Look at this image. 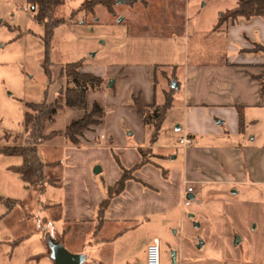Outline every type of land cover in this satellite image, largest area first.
<instances>
[{"label":"rangeland","instance_id":"obj_1","mask_svg":"<svg viewBox=\"0 0 264 264\" xmlns=\"http://www.w3.org/2000/svg\"><path fill=\"white\" fill-rule=\"evenodd\" d=\"M86 1L87 5L93 3L66 0L56 10L63 22L55 27L48 48L45 25L34 19L27 0H0V147L13 144L15 138L18 144H24L26 103L57 102L60 89L73 85L62 75L68 63L82 61V71L102 77L99 87L88 90V109L98 103L105 110L104 123L81 139L83 145L96 144L97 148H67L64 136L38 147L39 157L46 164L44 192L27 187L15 172L14 167L23 162L22 156L0 152V264H52L48 258L39 261L33 256L61 243L59 236L65 231L64 242L71 249L93 239L92 224L58 219L64 212L58 203L69 190L66 173L69 167H76L78 188L91 191L98 185L104 194L108 180L120 168L116 157L125 164L133 158L128 149L140 145L153 146L158 156L154 157L150 148L149 157H154L162 174L165 172L175 184L180 180V204L174 213L136 219L130 232L107 245L116 262L130 248L137 253V260L146 261V247L157 237L162 263L165 259L173 264V251L178 250L179 264H264V182L249 171L255 165L256 174H264V156L260 155L264 152V94L259 105L246 107L241 135L226 132L227 121L215 124L220 132L208 133L209 123L220 118L211 113L210 108H215L202 106L203 116L197 119L189 112L185 97L188 66L226 61V54L212 56L209 47L216 44L211 39L216 37L214 28L220 14L236 8L237 0H99L101 3L92 9ZM256 52L264 55L263 49ZM48 63L51 76L45 71ZM177 80L179 88L173 86ZM260 82L264 83V70ZM172 88V105L157 140L152 142L153 129L140 118L133 99L140 96L143 104H162ZM83 114L82 110L63 106L44 132L64 130ZM188 122L196 124L199 131L186 133ZM190 134L194 136L191 143L180 142L182 136ZM236 143L243 149L244 180L229 182L224 175L203 171L204 160L212 156L204 148ZM244 146L257 149L251 160ZM190 148L197 156L191 157ZM187 162L195 177L187 185L195 189V198L183 209ZM88 163L91 179L84 173ZM97 166L102 171L96 174ZM48 179H58L64 188L51 186ZM9 199L24 202L31 216L28 218L18 204L8 206ZM26 233L30 234L27 240L12 246ZM237 237L242 239L240 243H236ZM85 253L89 264H94L90 246Z\"/></svg>","mask_w":264,"mask_h":264},{"label":"crops","instance_id":"obj_2","mask_svg":"<svg viewBox=\"0 0 264 264\" xmlns=\"http://www.w3.org/2000/svg\"><path fill=\"white\" fill-rule=\"evenodd\" d=\"M217 26L218 25L214 28L216 37L211 39L214 40L216 44L209 47V50L212 56L219 54V52H223L227 56L226 61L220 64H207L204 67H199L198 65L187 67L186 73L188 79L185 86V97L187 99L186 105L189 112L192 113V116H196L197 119L203 116L202 106H212L215 108H210V111L211 113L219 115L220 118L218 119L222 122L219 124L211 121V124L209 123L210 130L208 133L220 132L215 124L224 125L227 121L228 129L226 132L229 134L236 133L241 135L243 131L242 126L246 120V107L259 105L262 97L260 75L264 70V55H259V52L252 51V48L256 43H264V17L254 16L250 19L241 17L234 22L229 21L219 27ZM218 42H220L221 45H218ZM249 53H253V55H250ZM176 83L179 88L180 82L177 80ZM153 103H156V101L146 105H151ZM177 127L178 129H182L181 125H178ZM186 128V133L191 131L197 133L199 131L196 124H191L190 122H188ZM190 135V139L192 140L194 136L193 134ZM224 136L225 135L222 137L224 138ZM64 140L66 141L67 148H73V146L76 147L66 138ZM237 145L238 144L236 143L233 146L227 147L223 144H218L215 145L214 148H204L207 149L206 153H211L212 156H208L206 160L202 158L206 165L204 166L205 168H203V171L215 172L217 175L221 176L224 175L223 177L229 182L244 180L245 169L240 157V149L242 151L243 149L242 146L240 147L241 144ZM82 146H87L88 148L98 147L96 144ZM245 147H247L246 152L251 160L257 149H253L249 146H244V148ZM139 148H151L154 152V157L158 156V154L155 153L153 146L140 145L135 148H129L128 150L132 152L133 158L127 163L124 162L125 164L123 165L126 168H131L142 160V156L138 150ZM190 149L189 152L191 151V157L194 155L197 156L195 150L193 148ZM260 155L263 157L264 152ZM154 157L151 158L149 163L143 165L135 172L136 179L128 180L125 189L111 198L110 203L104 208L102 207V203L109 197L108 188L120 179L122 170L119 168L116 176L108 180L107 191L103 194L98 185L93 188L94 190L91 189V191L78 188V171L76 170V167L72 170L71 167H69L70 170L67 171L65 180V185L69 190L68 193L65 190L64 198H62L61 203H58L59 206L64 207L63 215L59 216L58 219L68 223L80 222L84 224H92L91 235L93 236V239L77 244L74 249L66 246L64 242L66 231L63 232L62 236H59V239L69 252L85 257L82 264L90 263L88 261V254H84L86 246H90L91 248V261L94 264H117L125 262L130 264V261H133L134 264H145L146 261L137 260V253H135L132 248L128 250L125 257H119L118 262H116L111 250H108V246L121 239L126 233L130 232L134 227L133 225L137 223V221H135L136 219L145 217L146 220H148L149 215H167L177 211L182 191L180 180L178 179V183L176 184L171 182L166 174H162L159 165L153 160ZM57 163L59 162H53L51 164ZM200 163L201 162L196 163L195 169ZM189 167L190 163L187 162V167L183 175L184 184L195 178L192 176ZM90 168L91 164L89 163L84 168V173L85 175H88L89 179H91ZM249 171L252 177L256 176L258 179L262 177L260 178V181L264 182V174H256L255 165L254 168L249 169ZM225 172L227 175L229 173V175H225ZM51 186L62 187V189L64 188L61 182L56 185L51 184ZM183 196L190 199L195 198L194 192L190 193L186 190L183 191ZM9 201L11 202L10 205L18 204L21 206L25 210V214L28 218L31 216L27 211L24 202L19 200L17 202L13 199H9ZM194 202L197 201L195 200ZM186 206L187 205L184 204L183 200V209ZM125 225L128 226L125 227ZM70 229V226H68L67 230L69 231ZM29 235L30 234L26 233L19 236L18 240H15L14 243H12V246L27 240ZM152 241H150L148 245ZM241 241L242 239L239 238L238 243ZM102 243L108 246L101 247ZM148 245L146 249L148 248ZM15 247H18V245ZM50 252L52 253V250L48 248L45 252H41L39 255H34L33 258H36L39 261L42 258H48L52 264H55ZM145 253H147V250ZM28 256L30 255H27L26 260L30 261V257L28 258ZM179 257L181 258L180 252L175 250L173 264H179ZM160 264L172 263L165 262L164 259V262H161Z\"/></svg>","mask_w":264,"mask_h":264},{"label":"trees","instance_id":"obj_3","mask_svg":"<svg viewBox=\"0 0 264 264\" xmlns=\"http://www.w3.org/2000/svg\"><path fill=\"white\" fill-rule=\"evenodd\" d=\"M27 2L30 4L34 19L45 25V42L49 48L55 27L63 22V18L58 17L55 14L56 10L60 6H63L66 3V0H27ZM85 3L87 5L89 4V1H86ZM98 3L101 2H99V0H93V3L87 5V7L92 9L93 6ZM254 16L264 17V0H237L236 8L220 14L217 27L229 21L234 22L241 17L250 19ZM257 45L260 46L259 49L264 50V43H256L255 46ZM255 48L256 47H254L252 51H255ZM259 49L256 48V51H259ZM83 67L84 65L82 61L71 62L64 66L62 75H65L70 81H72L73 85L60 89L59 101L53 103H26L27 110L24 120L26 138L23 145L18 144V138H15L13 144L0 147V152L10 155H20L23 157V163L15 166L14 170L26 183L27 187L30 185L34 186L40 192H44L46 189V183L43 181L46 164L39 157L38 146L59 136H64L76 146H81L83 145L81 139L85 138L86 133L104 123L105 110L100 104L94 103L92 108L90 110L88 109V90L90 88L99 87L102 84L103 79L93 72L82 71L81 69ZM45 71L51 76L49 63L45 64ZM261 86V93L264 94V83L261 84ZM172 92L173 88L166 92V100L162 104L153 103L151 105H146L143 104L140 97H135L133 99L138 114L144 123L153 129L152 142L157 140L166 113L172 105ZM63 106L77 108L84 111V114L80 118L73 120L64 130H54L49 134L45 133L44 131L47 123L55 120L59 109ZM149 149L150 148L147 150L144 148L138 149L142 156V160L131 168H126L120 159L116 157L118 165L122 170V175L114 185L109 186V197L102 203L103 208L110 203L111 198L125 189L128 180L136 179V171L151 161V158L149 157ZM163 173L164 175L166 174L165 172ZM59 182L58 179H48L49 184L56 185L59 184ZM0 199H2V197H0ZM7 203L10 205L11 202L7 200Z\"/></svg>","mask_w":264,"mask_h":264},{"label":"water","instance_id":"obj_4","mask_svg":"<svg viewBox=\"0 0 264 264\" xmlns=\"http://www.w3.org/2000/svg\"><path fill=\"white\" fill-rule=\"evenodd\" d=\"M114 81H111L110 85H112ZM173 86L178 87V84L176 81L173 82ZM222 121L217 119V123H221ZM94 172L97 174L101 172V167L97 166L94 169ZM191 216H194V214H191ZM239 237L236 239V243H238ZM52 253L51 256L55 261V264H82L85 257L82 255L72 254L69 252L62 243H58L57 245L53 246L51 248ZM175 259V251H173V260ZM144 264V263H139Z\"/></svg>","mask_w":264,"mask_h":264},{"label":"built area","instance_id":"obj_5","mask_svg":"<svg viewBox=\"0 0 264 264\" xmlns=\"http://www.w3.org/2000/svg\"><path fill=\"white\" fill-rule=\"evenodd\" d=\"M180 142L183 144H189L191 143L190 137L188 135H185L180 139ZM188 182H186L187 184ZM187 192H194V188L192 186H187L186 189ZM193 200L186 197L184 200L185 205H190ZM161 263V249H160V239L154 238L153 241L148 245L147 248V259L145 264H160Z\"/></svg>","mask_w":264,"mask_h":264}]
</instances>
